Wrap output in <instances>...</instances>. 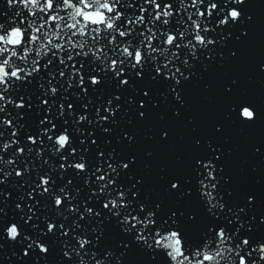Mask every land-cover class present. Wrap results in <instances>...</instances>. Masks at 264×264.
Here are the masks:
<instances>
[{"label":"snow or ice","instance_id":"1","mask_svg":"<svg viewBox=\"0 0 264 264\" xmlns=\"http://www.w3.org/2000/svg\"><path fill=\"white\" fill-rule=\"evenodd\" d=\"M261 33L255 0H0V264H264V174L234 178L227 133H264Z\"/></svg>","mask_w":264,"mask_h":264},{"label":"water","instance_id":"2","mask_svg":"<svg viewBox=\"0 0 264 264\" xmlns=\"http://www.w3.org/2000/svg\"><path fill=\"white\" fill-rule=\"evenodd\" d=\"M257 11L264 17V0H255ZM264 60V33L258 36V39L251 45L248 56L246 59V68L241 72V86L247 90L250 97L264 99V85L257 83L261 78L255 70L254 65L257 62ZM249 77L252 79L249 80ZM192 102L194 108L205 121L216 118H222V113L225 110V101L222 98H217L213 105H209L201 95V89L194 87L192 90ZM227 133L232 136L233 144L237 145V151L230 161L231 174L234 178H243L249 183H254V178L258 175L264 174V159L259 157H252V144L264 139V133L257 130L252 134L242 133L237 128L227 129ZM248 160V169L251 170L252 166H258L259 172L252 173L251 176L243 175L240 173L242 166L241 161ZM160 163L167 164L169 169L175 166V154L166 155L161 161L154 164L153 180L150 185L155 191L153 192L154 198L157 193L163 194L162 188L157 182V173L159 172Z\"/></svg>","mask_w":264,"mask_h":264}]
</instances>
